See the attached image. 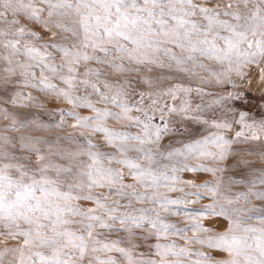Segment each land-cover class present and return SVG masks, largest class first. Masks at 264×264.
I'll return each mask as SVG.
<instances>
[{
  "label": "snow or ice",
  "instance_id": "snow-or-ice-1",
  "mask_svg": "<svg viewBox=\"0 0 264 264\" xmlns=\"http://www.w3.org/2000/svg\"><path fill=\"white\" fill-rule=\"evenodd\" d=\"M256 75L264 100V0H0V120L10 121L0 130V264H264V226L242 223L264 225V205L251 203L264 202V111L257 119L237 107L250 101L233 78L251 85ZM186 77L198 85L179 82ZM193 91L211 97L208 104L193 107ZM60 101L73 108L48 107ZM109 120L127 123L116 128ZM192 124L207 134L193 138ZM67 127L92 135L81 134V143L62 132ZM66 140L78 147H65ZM177 141L183 146L173 147ZM174 157L182 159L163 166L171 173L158 171V159ZM193 158L214 166L186 162ZM184 171L214 179L175 175ZM233 171L239 181L223 178ZM237 182L247 191H225ZM204 198L213 202L189 207ZM240 200L243 209L234 207ZM137 202L158 207L134 208ZM241 211L252 214L234 218ZM206 216L222 217L228 227L200 235L215 231L203 223ZM171 236L186 244L160 242Z\"/></svg>",
  "mask_w": 264,
  "mask_h": 264
},
{
  "label": "rangeland",
  "instance_id": "rangeland-1",
  "mask_svg": "<svg viewBox=\"0 0 264 264\" xmlns=\"http://www.w3.org/2000/svg\"><path fill=\"white\" fill-rule=\"evenodd\" d=\"M228 2H230V0H221V3H228ZM240 10L241 11H247L246 9H243V8H241ZM63 35H67V34H63ZM52 51H55V50H52ZM57 55H59V54H57ZM204 62L209 64V65H211V66H213V67H218V65H216L214 61L205 60ZM200 74H201V76H204L206 78L210 77L209 73H206V72H203V71H201ZM149 75H151V73H149ZM233 78L237 81V83L239 85L238 90L241 91V92H245L247 94L248 100L250 101V103H246V104H243V105L240 104L239 102H237V107L238 108H247L251 112V114L253 116H255L257 119H259L261 111H264V100L260 99V92L258 91V84H259V80H260L259 75H256V77L253 80L251 85H249L246 81H242L240 77H233ZM179 82L184 83L185 85H191L193 88H195L198 85V79L196 77H186L183 81H179ZM168 83H170V82H168V81L164 82L165 85H167ZM140 87L141 88H146L147 86L146 85H141ZM203 87L207 91H220L219 87L216 86V85H203ZM230 89H231V86H228V90H230ZM29 91H32L34 96H39L42 100L45 99L41 94L37 93L36 91H34V90H29ZM191 98H192L193 107H195L196 104H205L206 105V104H208V102L211 99V97H207V96L201 97L195 91H193L191 93ZM133 99H138V97H133ZM166 99H168V103H171L170 98H166ZM145 103L147 104L148 101H146ZM53 106L64 107V108H68V109H72L73 108V105H71L67 101H60L56 105H52V104L48 105L49 108H51ZM32 111L37 112V113L42 112L41 109H33ZM76 111L81 112L82 115H90L91 114L86 109H76ZM133 115H138V113L133 112ZM207 115L209 117H211L212 113L209 111L207 113ZM43 118L45 120L48 119L47 115H44ZM66 120H67L68 124H70V125L75 123V121L72 118H70V117H66ZM9 122L10 121H8L6 119L5 120H0V130H2L4 125L8 124ZM157 122L159 123V121H157ZM107 123L111 127L121 128L127 122L126 121L125 122H119V121H115V120H109V121H107ZM188 127H189L190 132L193 135V138L199 136L200 134H205V135L207 134V133L203 132V128L201 126H199V125L192 124V125H189ZM234 127L236 129H238L240 126L239 125H235ZM128 130L132 131V132L139 131V129L135 128V127L129 128ZM62 132L63 133H72L74 135L80 136L81 137V143H83V136L92 135L90 129H84V128L77 129V128H73V127H67L65 129H63ZM10 134L14 135V133H10ZM34 134L41 135L43 133L37 132V133H34ZM81 134H83V136H81ZM177 135L187 136L188 134L183 133V134H177ZM230 135H231V133H230ZM102 139H103L102 136H97V140H102ZM163 143L167 144L168 140L165 139V141H163ZM63 145L65 147L71 148V149H75V148L78 147V144L76 142L68 141V140L63 141ZM182 146H183V144L178 142V141L173 144V147H177V148L182 147ZM236 147H239V145H237ZM103 150L111 151L112 149L107 148V149H103ZM132 154L135 155V153H132ZM176 159H182V158H175L174 157V158H171V159H168V158L158 159L155 162L157 165L160 166L158 168V171H161V172L167 171V172L171 173L172 172L171 168H165L163 166L175 163ZM249 159L258 160L257 157H249ZM186 162L189 163V164L204 163V164L209 165V166H214L212 161H210L208 159H205V158H193V159H189ZM59 163H65V162L61 160V161H59ZM107 163H108L107 160H105V164H107ZM140 163L147 164L148 161L142 160V161H140ZM229 163H231V161H229ZM113 166L114 167H123L122 165H113ZM260 166H261L260 162H257L256 164L253 165L254 168H259ZM123 170H124L125 174L127 175L128 169L127 168H123ZM175 175H179L180 177H182L183 180L195 179L198 183L203 182L204 180L214 179V177L210 173H205V172L192 173V172H189V171H184V172L175 173ZM229 176H235L238 181L240 179V174L238 172H235V171L223 174V178L225 180H227ZM125 182L132 183L133 181L129 177ZM136 187L141 192L145 191L143 186H141L139 184H137ZM95 191H97V192H105L106 189L97 188V189H95ZM160 191L162 193H166L167 195L172 196V197H176V196L182 195V193L179 192V191L173 192V191H169L167 188H161ZM184 191H203V190L202 189L185 188ZM225 191H229L231 193L247 191V186L243 182H237V183L232 184L230 189L226 187ZM190 199H195V197H191ZM212 202L213 201L211 199L204 198V199H201L199 201V203L191 204V205H189V207H191V208H200V207H203L204 205L210 204ZM220 202L221 203H227V201H224V200H221ZM78 203H81L84 206H90V205L87 204V202H84V201H78ZM121 203H126V201H121ZM251 203L255 204V205H264V202L259 201V200L255 199V198H252ZM244 204H245V202L243 200H240L237 204L234 205V207H239V208L243 209ZM142 206L143 207H158V205H153L150 202H145L144 204H141V203L137 202V203L133 204L134 208H139V207H142ZM251 214L252 213H249V212H246V211H241L239 213H233V216H234V218H236V217H239V216L251 215ZM73 219L79 220L80 217H73ZM168 219L172 220V221H179L181 223V226H183V224L189 223V221L185 220L183 217L170 216V217H168ZM203 223L205 224V226H207L208 228H213L215 231L213 233H200V235H214V234H216L218 232H223L228 227V221L227 220H225L222 217H216V216H206V217H204L203 218ZM242 223L251 224L252 226H264V225H262L260 223V221L258 219H253L251 221H242ZM69 227L72 228L73 230H83V226L80 225V224H73V225H70ZM98 231H104V230L98 229ZM193 234L194 233H192V232L188 233V235H193ZM118 235L119 236H123L124 233H112V234H110L109 238H116V236H118ZM101 238H103V237H101ZM171 240L177 241L180 245H185L186 244V241L180 239V237H178V236H171V237H169L168 240H161L160 242L161 243H168ZM149 242H154V241H149ZM140 243L143 245L144 242L140 241ZM4 247H5L4 244H0V249H3ZM191 247L194 250H202V251H206V252H212L214 257L217 258V259L227 258V254L222 252V251H220V250L209 249L206 246H201L199 244H192ZM139 251H148V249L146 247L142 246L139 249ZM8 259H11V257H8ZM169 259H174V257H169ZM5 264H7V261L5 262Z\"/></svg>",
  "mask_w": 264,
  "mask_h": 264
}]
</instances>
